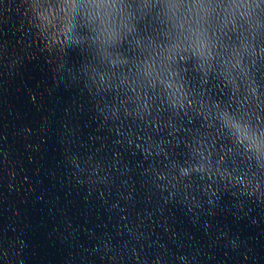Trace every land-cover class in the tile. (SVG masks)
Returning <instances> with one entry per match:
<instances>
[{
	"label": "water",
	"instance_id": "1",
	"mask_svg": "<svg viewBox=\"0 0 264 264\" xmlns=\"http://www.w3.org/2000/svg\"><path fill=\"white\" fill-rule=\"evenodd\" d=\"M0 264H264V0H0Z\"/></svg>",
	"mask_w": 264,
	"mask_h": 264
}]
</instances>
